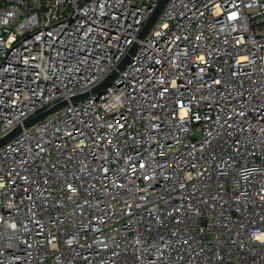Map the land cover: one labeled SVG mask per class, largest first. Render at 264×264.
Here are the masks:
<instances>
[{"label": "built area", "instance_id": "2783aa9c", "mask_svg": "<svg viewBox=\"0 0 264 264\" xmlns=\"http://www.w3.org/2000/svg\"><path fill=\"white\" fill-rule=\"evenodd\" d=\"M160 2L0 0V264H264V0Z\"/></svg>", "mask_w": 264, "mask_h": 264}, {"label": "water", "instance_id": "95a60500", "mask_svg": "<svg viewBox=\"0 0 264 264\" xmlns=\"http://www.w3.org/2000/svg\"><path fill=\"white\" fill-rule=\"evenodd\" d=\"M167 2V0H161L158 8L156 9L155 13L151 16V18L149 19V21L145 24L143 30L141 31L140 33V37H144L148 32L149 30L151 29V27L153 26V24L155 23V21L157 20L162 8L164 7L165 3ZM135 49V46L131 49L130 53H133ZM129 59V56H127L120 64L119 68H122L124 66V64L127 62V60ZM111 77H109L108 79L104 80L102 83H100L96 88H94L92 90V93H95L96 91L100 90L104 85H106L109 81H110ZM89 93H86V94H82L80 96H77L74 98V100H78V99H82L86 96H88ZM66 104V101L64 102H61L57 105H55L54 107L46 110V111H43L41 112L40 114L30 118L26 123H25V127H29L31 126L32 124L38 122L39 120L43 119L44 117H46L48 114H50L51 112L55 111L56 109L60 108L61 106L65 105ZM21 131V127L15 129L12 133H10L9 135L3 137V138H0V147L6 143L7 141H9L12 137H14L16 134H18L19 132Z\"/></svg>", "mask_w": 264, "mask_h": 264}]
</instances>
